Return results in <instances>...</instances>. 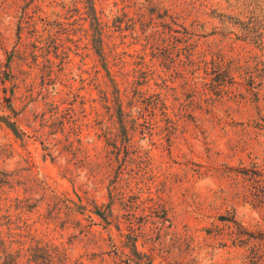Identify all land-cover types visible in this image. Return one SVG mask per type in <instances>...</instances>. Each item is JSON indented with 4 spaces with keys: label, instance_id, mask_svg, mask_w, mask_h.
I'll list each match as a JSON object with an SVG mask.
<instances>
[{
    "label": "rangeland",
    "instance_id": "rangeland-1",
    "mask_svg": "<svg viewBox=\"0 0 264 264\" xmlns=\"http://www.w3.org/2000/svg\"><path fill=\"white\" fill-rule=\"evenodd\" d=\"M254 249L264 0H0V264Z\"/></svg>",
    "mask_w": 264,
    "mask_h": 264
},
{
    "label": "trees",
    "instance_id": "trees-1",
    "mask_svg": "<svg viewBox=\"0 0 264 264\" xmlns=\"http://www.w3.org/2000/svg\"><path fill=\"white\" fill-rule=\"evenodd\" d=\"M224 71H226L228 73L230 72L228 69H224ZM159 102H161V100H160L159 96H157V100L154 103V107H153L154 109H157ZM250 236H251V233H250ZM248 258H251L250 264H264V253H260L259 251H257V249H254V254H253V251H252L251 256L248 257Z\"/></svg>",
    "mask_w": 264,
    "mask_h": 264
}]
</instances>
